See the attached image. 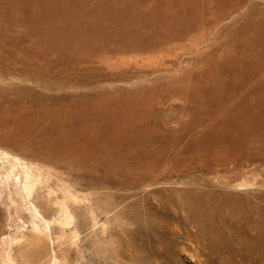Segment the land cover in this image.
Segmentation results:
<instances>
[{"label":"bare ground","instance_id":"obj_1","mask_svg":"<svg viewBox=\"0 0 264 264\" xmlns=\"http://www.w3.org/2000/svg\"><path fill=\"white\" fill-rule=\"evenodd\" d=\"M235 13L228 43L165 56ZM262 24L264 0H0V58L58 90L20 108L48 157L128 188L167 183L149 214L178 223L202 264H264Z\"/></svg>","mask_w":264,"mask_h":264},{"label":"rangeland","instance_id":"obj_2","mask_svg":"<svg viewBox=\"0 0 264 264\" xmlns=\"http://www.w3.org/2000/svg\"><path fill=\"white\" fill-rule=\"evenodd\" d=\"M246 10L244 5L241 11ZM236 17L237 13L222 21L221 30H213L202 42L198 43L200 34L178 40L174 49L165 50V56L178 54V58L187 59L193 57L195 47L204 50L220 40L228 43L235 36ZM243 24L249 27L244 36L250 38L249 21ZM2 33L0 29V36ZM8 54L5 49L6 62ZM160 61L151 57L149 64ZM190 63L188 66L195 69L200 61ZM96 66L92 69L97 70ZM7 68L0 58V264H202L192 251L196 244L184 238L178 223L163 225L157 214H149V207L158 206L155 191L169 184L151 181L147 186L128 188L96 173L63 165L59 157H48L34 134L21 129L20 114L23 100L33 105L41 94L47 91L53 95L58 90L49 89L44 79L20 76ZM253 80H264V73ZM25 89L32 92L27 98L23 96ZM174 99L162 96L157 102ZM32 119L33 125L44 126L39 114Z\"/></svg>","mask_w":264,"mask_h":264}]
</instances>
